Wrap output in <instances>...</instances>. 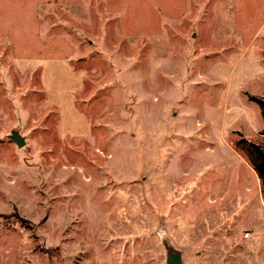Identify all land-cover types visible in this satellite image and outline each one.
Instances as JSON below:
<instances>
[{
	"label": "rangeland",
	"instance_id": "374dc122",
	"mask_svg": "<svg viewBox=\"0 0 264 264\" xmlns=\"http://www.w3.org/2000/svg\"><path fill=\"white\" fill-rule=\"evenodd\" d=\"M253 98L264 0H0V264H264Z\"/></svg>",
	"mask_w": 264,
	"mask_h": 264
},
{
	"label": "trees",
	"instance_id": "16d2710c",
	"mask_svg": "<svg viewBox=\"0 0 264 264\" xmlns=\"http://www.w3.org/2000/svg\"><path fill=\"white\" fill-rule=\"evenodd\" d=\"M255 99V98H253ZM255 100H259V99H255ZM262 108H263V114H264V102L259 100ZM251 153L254 155V161H256L257 163H254V167L258 173V175L260 176V178L262 179L263 183H264V150L262 148H260L258 145L255 144H251Z\"/></svg>",
	"mask_w": 264,
	"mask_h": 264
},
{
	"label": "water",
	"instance_id": "95a60500",
	"mask_svg": "<svg viewBox=\"0 0 264 264\" xmlns=\"http://www.w3.org/2000/svg\"><path fill=\"white\" fill-rule=\"evenodd\" d=\"M11 139L17 144L18 147H23L25 145L24 138L18 132H14L11 136ZM167 264H183L182 257L178 255V253L170 254Z\"/></svg>",
	"mask_w": 264,
	"mask_h": 264
},
{
	"label": "built area",
	"instance_id": "2783aa9c",
	"mask_svg": "<svg viewBox=\"0 0 264 264\" xmlns=\"http://www.w3.org/2000/svg\"><path fill=\"white\" fill-rule=\"evenodd\" d=\"M250 236H252V233H250V232H246L244 235L245 238H249Z\"/></svg>",
	"mask_w": 264,
	"mask_h": 264
},
{
	"label": "crops",
	"instance_id": "0c3cea01",
	"mask_svg": "<svg viewBox=\"0 0 264 264\" xmlns=\"http://www.w3.org/2000/svg\"><path fill=\"white\" fill-rule=\"evenodd\" d=\"M250 238V237H249Z\"/></svg>",
	"mask_w": 264,
	"mask_h": 264
}]
</instances>
